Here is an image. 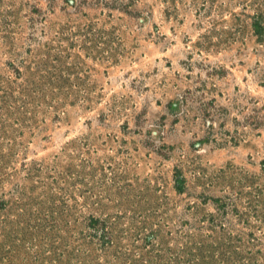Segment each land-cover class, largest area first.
Segmentation results:
<instances>
[{"label":"rangeland","instance_id":"374dc122","mask_svg":"<svg viewBox=\"0 0 264 264\" xmlns=\"http://www.w3.org/2000/svg\"><path fill=\"white\" fill-rule=\"evenodd\" d=\"M202 245L264 264V0H0V264Z\"/></svg>","mask_w":264,"mask_h":264},{"label":"trees","instance_id":"16d2710c","mask_svg":"<svg viewBox=\"0 0 264 264\" xmlns=\"http://www.w3.org/2000/svg\"><path fill=\"white\" fill-rule=\"evenodd\" d=\"M179 179V181H180V183H181V186H179V191H182V190H184L185 189V180L183 179V178H178ZM95 221H97V222H99V219H96ZM103 236H106V237H108V235H106V233L103 235ZM108 238H110V237H108ZM193 242V243H192ZM191 243L192 244H194V243H196L197 244V242L198 241H192ZM195 247V246H194ZM193 247V248H194ZM204 247L205 246H200V247H197L196 249H195V252H197V253H192L191 254V256H192V258L194 257H196V263L195 264H199V261L200 260H204L205 258H206V255H205V252L206 253H208L207 251H205L204 250ZM191 248V246L189 247V249ZM205 251V252H204ZM210 253V252H209ZM212 254H213V252H212ZM210 256H212V255H210Z\"/></svg>","mask_w":264,"mask_h":264}]
</instances>
